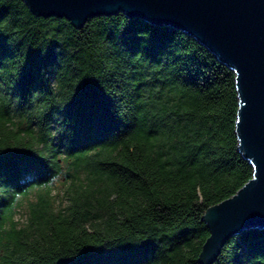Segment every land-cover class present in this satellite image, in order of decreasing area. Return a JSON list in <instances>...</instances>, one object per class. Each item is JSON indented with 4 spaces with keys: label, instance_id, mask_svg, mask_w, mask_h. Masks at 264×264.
I'll return each mask as SVG.
<instances>
[{
    "label": "trees",
    "instance_id": "obj_1",
    "mask_svg": "<svg viewBox=\"0 0 264 264\" xmlns=\"http://www.w3.org/2000/svg\"><path fill=\"white\" fill-rule=\"evenodd\" d=\"M235 77L170 24L0 0V264H203L202 214L254 172ZM209 264H264V227Z\"/></svg>",
    "mask_w": 264,
    "mask_h": 264
},
{
    "label": "water",
    "instance_id": "obj_2",
    "mask_svg": "<svg viewBox=\"0 0 264 264\" xmlns=\"http://www.w3.org/2000/svg\"><path fill=\"white\" fill-rule=\"evenodd\" d=\"M36 13L68 17L82 26L89 16L138 15L182 28L236 71L238 146L253 175L202 214L210 233L198 260L209 264L226 240L245 228L264 227V0H26Z\"/></svg>",
    "mask_w": 264,
    "mask_h": 264
},
{
    "label": "rangeland",
    "instance_id": "obj_3",
    "mask_svg": "<svg viewBox=\"0 0 264 264\" xmlns=\"http://www.w3.org/2000/svg\"><path fill=\"white\" fill-rule=\"evenodd\" d=\"M55 191L58 190L60 188V184L59 185H55ZM30 198H34V193L32 192L30 194ZM30 198H25L22 205L18 208L15 216L16 218L19 220L20 224H23L26 222L27 220V215H28V211H29V203H28V199Z\"/></svg>",
    "mask_w": 264,
    "mask_h": 264
}]
</instances>
